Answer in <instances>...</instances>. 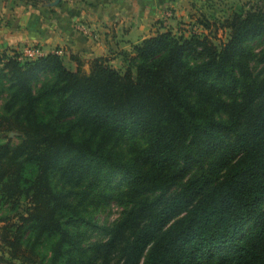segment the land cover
Returning <instances> with one entry per match:
<instances>
[{
	"label": "trees",
	"instance_id": "obj_1",
	"mask_svg": "<svg viewBox=\"0 0 264 264\" xmlns=\"http://www.w3.org/2000/svg\"><path fill=\"white\" fill-rule=\"evenodd\" d=\"M121 57L0 53V264H264V0Z\"/></svg>",
	"mask_w": 264,
	"mask_h": 264
},
{
	"label": "crops",
	"instance_id": "obj_2",
	"mask_svg": "<svg viewBox=\"0 0 264 264\" xmlns=\"http://www.w3.org/2000/svg\"><path fill=\"white\" fill-rule=\"evenodd\" d=\"M203 1L218 0H61L54 7L0 0V53L37 47L43 56L61 53L72 70L77 64L71 57L86 72L96 58H110L115 68H122V53L170 29L175 19H193L194 8Z\"/></svg>",
	"mask_w": 264,
	"mask_h": 264
},
{
	"label": "rangeland",
	"instance_id": "obj_3",
	"mask_svg": "<svg viewBox=\"0 0 264 264\" xmlns=\"http://www.w3.org/2000/svg\"><path fill=\"white\" fill-rule=\"evenodd\" d=\"M248 1H251V0H235V1L218 0V1H208V2L203 1L202 3L197 4V7L194 8V11L192 14L193 19L189 18L188 16L183 17L184 21L183 19H180V20L175 19L172 22L171 26H169V28L176 32L177 30H182V31L188 30L191 28L192 25L194 24L196 25L198 23V19L203 14L209 16L212 19L213 17L218 18L224 15L227 16L230 14V8L238 7ZM4 137L6 136L0 135V142L2 141V138ZM16 137H17L16 134L9 135V138L15 140V142H18V139H16ZM120 215H121V210L117 206H112L109 210L97 214L96 218L101 224L111 225L120 218Z\"/></svg>",
	"mask_w": 264,
	"mask_h": 264
},
{
	"label": "built area",
	"instance_id": "obj_4",
	"mask_svg": "<svg viewBox=\"0 0 264 264\" xmlns=\"http://www.w3.org/2000/svg\"><path fill=\"white\" fill-rule=\"evenodd\" d=\"M22 53V58L25 59H36L38 57L43 56L42 52L37 47H27ZM61 55V53L58 52Z\"/></svg>",
	"mask_w": 264,
	"mask_h": 264
},
{
	"label": "water",
	"instance_id": "obj_5",
	"mask_svg": "<svg viewBox=\"0 0 264 264\" xmlns=\"http://www.w3.org/2000/svg\"><path fill=\"white\" fill-rule=\"evenodd\" d=\"M61 2V0H56L55 2L51 3L50 6L54 7V6H57L59 5Z\"/></svg>",
	"mask_w": 264,
	"mask_h": 264
}]
</instances>
